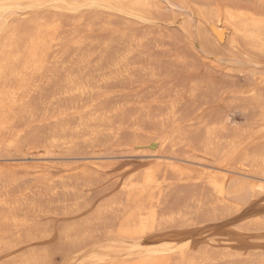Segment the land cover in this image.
<instances>
[{
	"label": "bare ground",
	"instance_id": "1",
	"mask_svg": "<svg viewBox=\"0 0 264 264\" xmlns=\"http://www.w3.org/2000/svg\"><path fill=\"white\" fill-rule=\"evenodd\" d=\"M95 7L102 13L75 14ZM0 15V148L19 149L47 128L46 155L36 158L52 147L101 158L107 139L109 150L162 159L125 178L109 166V188L99 187L107 168L99 163L57 176L79 185L64 190L87 214L57 229L41 204L57 194L55 177L30 171L42 165L17 177L0 160V264H51L81 248L93 252L81 264H241L264 255L248 235L264 232V214H242L264 208V0H0ZM132 21L155 28L133 33ZM121 82L124 91H109ZM149 83L157 89L146 91ZM157 94L166 95L160 112ZM232 103L248 114L245 125L227 112ZM210 104L219 107L206 112ZM145 119L161 132L152 140L140 135ZM129 129L136 135L124 142ZM180 161L214 173L197 177ZM102 238L109 242L98 245Z\"/></svg>",
	"mask_w": 264,
	"mask_h": 264
},
{
	"label": "rangeland",
	"instance_id": "2",
	"mask_svg": "<svg viewBox=\"0 0 264 264\" xmlns=\"http://www.w3.org/2000/svg\"><path fill=\"white\" fill-rule=\"evenodd\" d=\"M24 11L27 12V9H24V10L22 9L21 10V12H24ZM97 11H100V12H97ZM83 13L101 14L102 12H101V10H99L96 7L94 9H91L88 12L87 11H83V10H80V12L79 11H76L75 12L76 15H80V14H83ZM102 15H106V14H102ZM6 18H7L6 16L0 15V22H6L7 21ZM117 18H119L120 20L121 19L123 20V17H121V16H118ZM131 23H132V27H133V30L131 32H133V33H135V32L137 33V30L139 31L138 33H140V31L144 30L145 28H151V29H154L155 28L154 27V24H144V23H138L137 24L134 21H132ZM115 24H116V27L115 28L123 29V27L117 26L118 23H115ZM197 58H198V60H196L197 61L196 63L197 64L199 63L200 64V67L202 69H204L205 68L204 63L207 62L208 58L206 56L202 55V54H199ZM179 79H181V78H179ZM175 81L176 80H173L172 82H175ZM121 83L120 84H117L116 86H118V85L120 86V85L125 84V83H122V84ZM247 84L248 83L245 80V82L244 81H241L238 86L243 90L244 88H246V85ZM148 85H149V87L151 86L149 89H146V91H148V92L149 91H155V89H157L155 86L152 85V83H149ZM116 86H113V89H112V87L109 88V89H112V90H109V91L110 92L113 91V93H116L119 90L124 91V87H126V85L124 87L123 86L122 87L121 86L120 87L119 86L116 87ZM181 89H182V85H181V87H179V90L180 91H181ZM182 90H184V87H183ZM49 91L50 90H48L47 92H49ZM121 91H119V92H121ZM146 91H143L144 92L143 93L144 95H146V93L148 95V92H146ZM47 92H46V90L44 91V94H42L43 97H46V96L48 97L51 91L49 93H47ZM132 94H133L132 92H128L127 91V92H125V93L117 96V98H119V99H125V98H128ZM158 95L159 94H157L156 97H161L159 99V103H158L159 105H156L155 104L154 107L155 108H158V111L160 112L161 110H165V108L167 107V102L165 101L166 100V98H165L166 95L164 97H163V95H161V96H158ZM43 97H42V99H47V97L46 98H43ZM37 100L39 102L37 101L38 103L37 102L34 103L36 101V99H35L34 102H33V106L36 108L35 105L37 104V108L36 109H40V108H42L41 105H40V99L37 98ZM236 104H233L232 103V105H229L231 107H229V106H228V108L226 107L227 108V112L230 113V116L234 118V121L238 125H241V124L242 125H245L246 122L244 120H245V118L248 117V114H246V113L245 114H242L241 113V110L242 109L239 108V107L237 108V105ZM38 105H40V108L38 107ZM239 105L241 106L242 104L241 103L240 104L238 103V106ZM204 107H205L206 112L213 113L214 110H216L219 107V105L218 106H215V105L210 104V105H205ZM154 113H158L157 110H155ZM141 124L143 126V130L141 131V134L140 135L143 138H147L149 140H152V137L154 135H158L159 133H161L158 130L156 131V129L154 128V126H155L154 125L155 124L154 123V120H151L149 122V121H147L145 119V120L141 121ZM18 125L21 126V123H19ZM46 130L47 131H45L44 128L38 129V130H34L33 133H35V132L37 133L38 132L37 134L35 133L36 134V136L34 137L35 139L33 137H32L33 138L32 139L31 136L28 137L29 140L28 141H23L21 143V145H20L21 148H19V149H16V150L10 149L11 150L10 151V150H8V149H6L5 147L2 146L0 148V160L1 161L5 160L6 165L11 169V171H16L17 177H29L30 178L32 175H34V174H31V176H30L29 175L30 174L29 172L23 171L25 169L24 165H42L39 169H37V168H30L31 170L30 169L29 170L32 173L35 170L36 171L39 170L40 172L45 173V176H46V174L47 175L50 174V176H46L48 178H52V176L55 177L54 178L55 180L52 178L54 180V182L51 185V188H52V190L54 189L53 192L55 191L57 194L53 195L52 197H50L51 199L48 200L50 202V206H49V203H48L47 200L46 201H43V203H41V204H45L46 205V210H47V206L49 208L51 206L55 208V209L53 208V210H52V207L50 209L48 208V210H50L51 212L52 211H55V212H52V213L50 211H49L50 213L48 212L49 213V218L51 220V223L49 222L50 220L47 221V219H49V218H42L40 216L41 217V219H40V217H35V221L37 219L36 222H38V223H44V221L46 220L45 223L46 222L47 223L49 222L48 224L49 225H52L55 229L60 228V226L62 227L63 224L64 225H67V224H70L72 222H79L82 219H85V217L87 215L85 212L76 211L75 210V207L76 206L73 205L74 208L72 207V203H73V198L72 197L73 196L70 195L71 193H68V191L71 192V189L72 188L75 189V190L76 189H79V187H78L79 185L77 186L76 183L75 184L73 183V181L71 180L72 178H70L71 177L70 174L67 175V178L69 179L68 180V183L69 184H67L65 186L64 185H61V184L59 185V183L57 181L59 175H61V174L63 175V173L64 174H66V173H74L75 172V169H84V170L85 169L86 170L94 169L95 168V166H94L95 164H97V163L103 164L108 169L106 168L104 170H101V173H102L101 174V177H102V183H101L102 184V187H101V185L99 187L100 188H103V187H108L109 188V185L111 184L112 180L109 181V176L104 177L105 175H109V166H112V170L114 172L113 174H116V172H123L124 173L123 174V177L125 178L129 172H134V171L137 172V171H141V170H144V169H148V168H151L152 166L154 167V165H156L157 163H159V162L162 161V159H159L158 157H154L151 154H149V155H141V156H136V155H133V154H130V153L129 154H125L124 152L126 150L124 148H113V149H110L109 150V145H108V142L109 141L107 139L106 140L104 139L102 141V143L105 146H103V148H100L101 150H103L99 154V155L103 154V156H100L101 158H93V157H99V156H91L89 154L87 155L84 152H83L84 155L83 154L82 155H72L70 153L65 152L64 150H62L60 148H55V147H52L50 149V152H49L50 155L47 158H45V159L44 158H36V157H39L40 155H46V153H45L46 152L45 146H48V144H50V141H51L50 134L48 133V129L47 128H46ZM135 133L136 132H135L134 129H129V131L125 132L122 135L123 136L122 141L125 142V140L126 141L132 140L134 138V135H136ZM165 133H171L172 135H174L172 133V128L170 126H168V128L165 129ZM104 141H105V143H104ZM26 142H28V143H26ZM147 146L150 148L151 151L156 148V146H155V144L153 142L147 144ZM153 146L155 148H153ZM17 151H20V153L17 152ZM25 154L30 155L32 158L31 159L24 160L23 159V157H24L23 155H25ZM158 160H159V162H158ZM180 163L182 165H185V166H188L190 168H193L194 175L197 176V177L198 176H203V175H205L207 173H214L212 170H209L208 168H205V167L200 166V165H194V164H191V163H184V162H181V161H180ZM43 165H45V166H43ZM129 166H131V167H129ZM44 167H46V168H44ZM120 169H122V171ZM195 169L198 170L199 172L198 171L196 172ZM76 171H78V170H76ZM25 173L26 174L28 173V174L26 175ZM103 177L105 178L104 180H103ZM248 179L249 180H253V181L255 180L254 178L253 179L252 178H248ZM28 184H30V182H28ZM55 184H56V186H55ZM0 187H1V184H0ZM17 187L19 189H23L21 185H19ZM17 187H15V190H12V191L13 192L14 191L15 192L17 191L18 192L19 190L18 189L16 190ZM64 187H67V189H69V190L68 191H65L64 190ZM80 188H81V186H80ZM62 189H63V194H65L64 192H67V194L63 195L61 193ZM58 193H60V196L58 195ZM54 197L55 198L57 197V198L55 199ZM52 198H54V199H52ZM66 198H67V200H66ZM259 199H262L260 201H263L264 200V196H262ZM259 199L256 201V204H259V202H260ZM51 200H54V202L52 201L54 204L51 203ZM61 201H62V203H61ZM64 201H66L68 204H66ZM64 203H65L66 206L67 205L69 206L70 204L71 205L69 207H66V206H64ZM62 208H64V209H62ZM69 208H72L73 210L70 209L71 210L70 211ZM68 211L71 212L73 214V216ZM64 212H65V214H64ZM21 214L24 215L25 213L24 212H20L19 215H21ZM242 214H243V217L244 216L245 217H248L250 215H255V216L256 215L257 216L259 215L260 216V215H263L264 214V208H259V209L258 208H256V209L251 208V209H247V210L243 211ZM248 235L250 236L249 237L250 239L252 238L251 241H253V243L258 244L261 241H262V243H264V232H260L258 230H251L248 233ZM252 235H254V236L252 237ZM256 240L259 241V242H256ZM98 242H99V243H97L98 245L105 244V243L109 242V238H102ZM92 253L93 252H92V249L91 248H81V249L74 250L72 252H68L66 250H62V251H59L58 252V255H57L56 258H54L53 260L51 259V264H81L87 257H90L92 255ZM98 255L99 256H102V257H107V258L109 257V254L106 253V252L98 253ZM257 255H259L261 258L259 256L257 257ZM257 255H254L252 257L253 258V260L251 261L252 263L251 262H248V261L245 262V263H243V261H242L240 263L241 264H250V263L251 264H255L254 262H256V264H263L261 261H259V259L261 260L264 255L263 254L260 255V253H258ZM75 256H77V257H75ZM244 261H246V260H244Z\"/></svg>",
	"mask_w": 264,
	"mask_h": 264
}]
</instances>
